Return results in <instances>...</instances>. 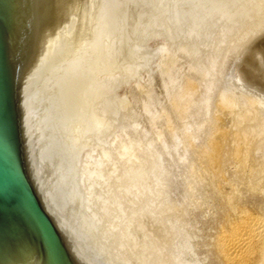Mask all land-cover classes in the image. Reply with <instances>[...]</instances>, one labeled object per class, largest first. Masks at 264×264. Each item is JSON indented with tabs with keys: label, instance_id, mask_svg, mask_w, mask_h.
I'll return each instance as SVG.
<instances>
[{
	"label": "water",
	"instance_id": "obj_1",
	"mask_svg": "<svg viewBox=\"0 0 264 264\" xmlns=\"http://www.w3.org/2000/svg\"><path fill=\"white\" fill-rule=\"evenodd\" d=\"M235 0H0V264H148L141 89ZM264 102V34L237 52Z\"/></svg>",
	"mask_w": 264,
	"mask_h": 264
},
{
	"label": "rangeland",
	"instance_id": "obj_2",
	"mask_svg": "<svg viewBox=\"0 0 264 264\" xmlns=\"http://www.w3.org/2000/svg\"><path fill=\"white\" fill-rule=\"evenodd\" d=\"M213 22L141 89L132 186L146 234L164 236L148 264L183 249L185 264H224L215 245L237 209L264 218V102L239 80L237 54L264 34V0H235Z\"/></svg>",
	"mask_w": 264,
	"mask_h": 264
},
{
	"label": "bare ground",
	"instance_id": "obj_3",
	"mask_svg": "<svg viewBox=\"0 0 264 264\" xmlns=\"http://www.w3.org/2000/svg\"><path fill=\"white\" fill-rule=\"evenodd\" d=\"M214 23V22H213ZM211 24V23H210ZM214 25H216V24H214ZM214 25H208L197 37H199V36H206L207 34H208V30L210 31V28H213V26ZM201 39V38H200ZM196 43V42H195ZM184 49H186V48H184ZM213 61V60H212ZM213 64H214V62H213ZM195 67V66H194ZM214 67H215V65H214ZM205 73V72H204ZM208 73V72H207ZM207 73H205V74H207ZM205 77V76H204ZM211 78V77H210ZM191 80V79H190ZM212 80H214V79H212ZM211 80V81H212ZM186 82V81H185ZM184 82V83H185ZM185 85V84H184ZM191 85L192 84H190L189 86H188V89L189 88H191ZM192 89V88H191ZM194 89V88H193ZM193 89H192V92H193ZM190 90V89H189ZM188 90V91H189ZM187 91V93L186 94H184L181 98H184V97H186V96H188V95H190L191 94V91H189L188 92ZM192 96V95H191ZM181 98H179V99H181ZM207 99V98H206ZM192 100V99H191ZM187 101V100H186ZM202 102H204V101H202ZM208 103V102H207ZM186 105H187V103H184V102H181V101H178L177 102V108H178V110H185L187 107H186ZM209 107V106H208ZM158 114V113H157ZM238 115V114H237ZM241 115V114H240ZM238 119H240V118H236L235 120H236V122L238 123L239 121H238ZM257 119V118H256ZM243 121V120H242ZM241 121V122H242ZM240 122V123H241ZM188 125V124H187ZM240 125V124H239ZM239 125H237L238 127H239ZM240 128H241V125H240ZM240 128L238 129L239 131H242V130H240ZM258 128H259V126H258ZM261 128H262V126H261ZM235 129V128H234ZM253 130V129H252ZM251 130V131H252ZM259 130H260V128H259ZM224 133V132H223ZM236 133V132H235ZM249 133V132H248ZM253 133V132H252ZM236 134H239V133H236ZM235 134V135H236ZM257 134V133H256ZM226 136V135H225ZM234 136V135H233ZM237 136V135H236ZM247 134L245 133V132H241L239 135H238V137H236V139H237V141H238V138H239V140L242 142V144H244V143H246L247 144V139H249V138H247ZM250 136V135H249ZM230 137V136H229ZM235 138V137H234ZM194 139V138H193ZM210 140V139H209ZM245 141V142H243V141ZM214 141V140H213ZM236 141V140H235ZM247 141V142H246ZM216 142V141H215ZM251 141L249 140V142H248V144L250 145V144H252V143H250ZM212 143V142H211ZM213 144V146H215L214 145V143H212ZM222 144V143H221ZM241 144V143H240ZM241 144V145H242ZM245 144V146H247ZM211 145V144H210ZM219 145V144H218ZM236 145V144H235ZM247 146V147H250V146ZM237 146H239L238 145V143H237ZM243 147H245L244 145H242ZM219 147H221V146H219ZM218 146H217V148H219ZM233 147V146H232ZM239 147H241V146H239ZM208 148H209V146H208ZM216 148V147H215ZM212 149V148H211ZM210 149V150H211ZM235 149H239L240 150V148H237L236 146H235ZM246 149V150H245ZM244 150L245 151H248L247 149L248 148H245ZM251 149V148H250ZM259 149V148H258ZM205 150H207V151H205V154H206V152L208 153V150L209 149H205ZM215 149H213V150H211V151H214ZM232 150V149H231ZM244 150H242V151H244ZM211 151H209L210 152V157H211V155H213L214 153H212ZM217 151H218V153L216 152V150H215V152L217 153V154H219V150L217 149ZM203 152H204V150H203ZM222 152V151H221ZM220 152V154L222 155V153ZM238 152V150L236 151V153ZM232 153V152H231ZM230 153V154H231ZM234 153V152H233ZM238 153H240V152H238ZM242 153V152H241ZM245 153V152H244ZM209 154V153H208ZM216 154V155H217ZM235 154V153H234ZM233 154V155H234ZM243 154V153H242ZM242 154H240V156L242 155ZM248 155H249V152L247 153ZM246 153L244 154V157H245V155H247ZM207 156V155H206ZM214 156V155H213ZM218 157H217V159L219 158V156L220 155H217ZM216 157V156H215ZM220 157H222V156H220ZM232 157V156H231ZM237 157V155L235 154V158ZM241 157H243V155L241 156ZM242 158L241 160H243V159H245V158ZM249 157V156H248ZM246 158H247V156H246ZM201 159V158H200ZM211 159V158H210ZM209 159V160H210ZM216 159V158H215ZM220 159V158H219ZM238 159V158H237ZM248 159V158H247ZM246 159V160H247ZM208 160V159H207ZM208 160V161H209ZM214 159L212 158V162L214 163V161H213ZM236 160V159H235ZM239 160V162L241 161L240 159H238ZM211 161V160H210ZM210 161H209V164H210ZM215 161H217V160H215ZM220 161H222L221 159H220ZM206 162V161H205ZM219 161H217L216 163H218ZM229 162H231L232 163V161L231 160H229ZM236 162V161H235ZM245 162V160L242 162V163H244ZM260 162V161H259ZM263 162V161H262ZM207 163V162H206ZM216 163H215V165H216ZM220 164V163H219ZM218 164V165H219ZM246 164V163H245ZM259 164H261V163H259ZM211 165H214V164H211ZM202 166V165H201ZM217 166V165H216ZM247 166V165H246ZM250 166V165H249ZM264 166V165H263ZM263 166H261V168L263 167ZM215 167V166H214ZM219 168V167H218ZM257 168V167H256ZM260 168V169H261ZM216 169V168H215ZM245 169V168H244ZM258 169H259V167H258ZM259 169V170H260ZM264 169V168H263ZM262 169V170H263ZM218 170V169H217ZM239 170H241V169H239ZM256 170V169H255ZM206 171V170H205ZM242 171H244V170H242ZM241 171V172H242ZM261 171V170H260ZM246 172V171H245ZM264 172V171H263ZM262 172V173H263ZM244 173V172H243ZM242 173V174H243ZM258 173V172H257ZM261 173V174H262ZM162 174V173H161ZM259 174V173H258ZM264 174V173H263ZM262 174V175H263ZM227 175V174H226ZM252 175V174H251ZM221 176V175H220ZM253 176V175H252ZM251 176V177H252ZM161 177V176H160ZM164 178V177H163ZM162 178V179H163ZM256 178V177H255ZM161 179V180H162ZM262 179V178H261ZM260 179V180H261ZM245 181V180H244ZM223 182V181H222ZM235 182V181H234ZM255 184H256V182H255ZM262 184V183H261ZM219 185V184H218ZM215 186V185H214ZM239 186V185H238ZM247 186H249V185H247ZM256 187V186H255ZM223 189V188H222ZM260 189V188H259ZM254 190V189H253ZM252 190V191H253ZM231 191V190H230ZM223 192V191H222ZM163 194V193H162ZM230 195H231V193H230ZM241 197V196H240ZM229 199V198H228ZM227 199V201H229L230 202V199L228 200ZM242 199V198H241ZM239 200V199H238ZM238 202V201H237ZM224 203V202H223ZM234 203V202H233ZM243 204V203H242ZM231 205V204H230ZM228 206V205H227ZM230 207V206H229ZM236 207V206H235ZM231 208V207H230ZM232 208H233V205H232ZM240 209H242L241 207H239ZM244 208V207H243ZM229 209V208H228ZM234 209H236V208H234ZM243 210V211H242ZM241 211H239V209H237V211L238 212H241V214L240 215H238V217L235 219V218H233V219H235V220H233V221H230V223L229 222H227V223H229L228 224V226L225 228V229H223L222 230V232H221V234L219 235V237H217L218 238V240H217V245H215V246H217V251L219 252V256L221 257V259H222V263H224V264H264V218L263 217H261V216H258V215H254V214H252V213H250L249 211H246L245 209H242ZM261 210V209H260ZM229 211V210H228ZM234 212V211H233ZM236 213V211L234 212V214ZM231 218H232V216H231ZM229 221V220H228ZM146 223V222H145ZM226 223V224H227ZM225 224V223H224ZM146 227V226H145ZM222 229V228H221ZM183 237V236H182ZM186 238V237H185ZM174 239H175V237H174ZM166 241V240H165ZM183 249V248H182ZM187 249V248H186ZM174 250V249H173ZM187 251H188V249H187ZM162 252V251H161ZM177 252V251H176ZM185 250L183 249V250H180L179 252H178V254L177 255H173L171 258H170V260L168 261V262H170V264H185L186 262H185V260H184V258H183V255L185 254ZM186 254H187V252H186ZM154 255L155 256H157V255H160V250H159V248L157 247V249H156V251L154 252ZM150 263V262H149ZM168 264V263H167Z\"/></svg>",
	"mask_w": 264,
	"mask_h": 264
}]
</instances>
